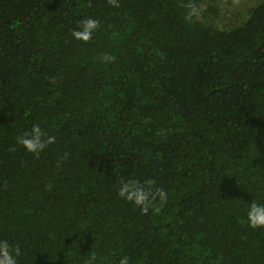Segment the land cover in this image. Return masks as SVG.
<instances>
[{"label":"trees","instance_id":"16d2710c","mask_svg":"<svg viewBox=\"0 0 264 264\" xmlns=\"http://www.w3.org/2000/svg\"><path fill=\"white\" fill-rule=\"evenodd\" d=\"M203 1L0 0V240L18 264H264L246 223L264 201V0L225 27ZM34 124L54 137L38 155L17 142ZM130 180L153 182L147 211L118 195Z\"/></svg>","mask_w":264,"mask_h":264},{"label":"clouds","instance_id":"9594fccd","mask_svg":"<svg viewBox=\"0 0 264 264\" xmlns=\"http://www.w3.org/2000/svg\"><path fill=\"white\" fill-rule=\"evenodd\" d=\"M113 6H119L118 0H111ZM99 21L93 17H87L80 21L77 29L73 30L72 36L76 40L88 42L93 33L98 28ZM23 146L27 152L39 154L51 143L54 142V137L48 136L39 124H34L30 131L24 132L18 137L17 141ZM149 187L138 185L134 180L128 182L121 181L118 188V195L134 203L142 211H147V206L150 199L153 198V193ZM161 201L166 199V193L161 189L156 193ZM246 223L253 229L264 228V201H251L246 209ZM20 249L18 246H13L7 240H0V264H18V256ZM117 264H132L129 255H122ZM139 264V262H137Z\"/></svg>","mask_w":264,"mask_h":264},{"label":"rangeland","instance_id":"374dc122","mask_svg":"<svg viewBox=\"0 0 264 264\" xmlns=\"http://www.w3.org/2000/svg\"><path fill=\"white\" fill-rule=\"evenodd\" d=\"M262 0H204L202 11L207 14L206 20L225 27L245 21L250 10ZM214 7L216 12H209Z\"/></svg>","mask_w":264,"mask_h":264}]
</instances>
